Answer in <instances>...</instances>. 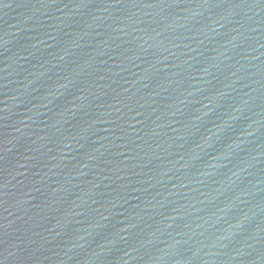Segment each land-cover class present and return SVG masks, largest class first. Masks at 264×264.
Here are the masks:
<instances>
[{
    "label": "water",
    "instance_id": "1",
    "mask_svg": "<svg viewBox=\"0 0 264 264\" xmlns=\"http://www.w3.org/2000/svg\"><path fill=\"white\" fill-rule=\"evenodd\" d=\"M0 264H264V0H0Z\"/></svg>",
    "mask_w": 264,
    "mask_h": 264
}]
</instances>
